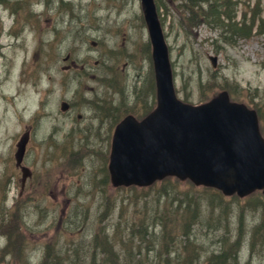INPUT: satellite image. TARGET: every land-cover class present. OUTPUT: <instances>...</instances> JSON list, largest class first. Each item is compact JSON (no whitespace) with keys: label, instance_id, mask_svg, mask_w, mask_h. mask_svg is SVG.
Here are the masks:
<instances>
[{"label":"rangeland","instance_id":"rangeland-1","mask_svg":"<svg viewBox=\"0 0 264 264\" xmlns=\"http://www.w3.org/2000/svg\"><path fill=\"white\" fill-rule=\"evenodd\" d=\"M223 1L218 5L228 1L231 19L225 15L226 7L218 6L221 16L208 24L188 23L189 13L180 7L185 3L181 0H155L175 92L178 99L195 105L226 91L230 102L259 114L264 139V0ZM65 19L73 25H64ZM252 20L249 37L231 33L234 26L238 32L247 29L244 21ZM143 21L141 0L0 2V264H26L25 258L39 264L47 248L70 255L73 264L93 263L96 253L87 245L96 231L104 230L112 236L120 259L114 264H162L166 252L159 246L160 229L153 215L171 210L172 196H162V186L168 183L184 203L199 200L205 221L193 226L198 244L181 236L182 226L169 230L181 245L172 255L177 264H209L219 254L220 240L225 238L236 251L237 239L243 236L244 246L232 264H264L262 191L231 197L178 179L147 188H115L107 175V157L102 155L109 152L107 146L90 158L89 151L99 148L106 136L97 126L102 115L91 119L93 111L104 112L106 104L117 102L114 112L119 122L128 113L142 116L155 108L151 79L155 73L146 58L152 60V46ZM108 49L123 54L106 55ZM210 56H217L216 66ZM105 65L121 71L119 79L108 77L112 80L106 91L112 98L100 104L94 96L97 91L103 93L99 87L106 77ZM134 65L143 66L142 79L151 85L145 98L134 96ZM64 101L71 106L69 112L61 109ZM25 133L30 142L22 164L34 172L33 182L41 184L40 191L32 180L21 187L22 171L16 166L15 153ZM100 169L104 179L95 173L90 182L92 172ZM56 185L60 189L65 185L67 193L50 192ZM86 189L91 196H83ZM100 191L103 197H98ZM76 211L85 214L76 218ZM182 224L186 225L184 220ZM75 249L80 250L79 257L73 254ZM192 251L198 260L189 263Z\"/></svg>","mask_w":264,"mask_h":264},{"label":"water","instance_id":"water-1","mask_svg":"<svg viewBox=\"0 0 264 264\" xmlns=\"http://www.w3.org/2000/svg\"><path fill=\"white\" fill-rule=\"evenodd\" d=\"M141 2L153 47L158 104L142 121L128 116L118 125L109 163L113 184L148 186L175 175L226 195L264 190V139L256 112L230 102L226 91L199 106L180 101L155 0ZM211 60L216 66L217 58ZM67 107L62 103V110ZM28 139V134L21 138L18 162Z\"/></svg>","mask_w":264,"mask_h":264},{"label":"bare ground","instance_id":"bare-ground-1","mask_svg":"<svg viewBox=\"0 0 264 264\" xmlns=\"http://www.w3.org/2000/svg\"><path fill=\"white\" fill-rule=\"evenodd\" d=\"M10 1L11 0H1L0 2L1 3H7V2H10ZM187 3H188V1H186V4ZM199 5H200L199 3H197L195 5V8H196V9H194V18L195 19L198 17ZM180 7L183 8L182 5H180ZM69 14L73 15V11L69 12ZM210 19L211 18H209V17H207V18L204 17L203 20H202L200 18V16H199L198 23L206 21L208 24H211L210 23ZM144 21H143V24H146V26H147L148 34H149V40L151 42L150 32H149V28H148L147 22L145 20V16H144ZM62 23L64 25H67V26L73 25V22L71 20H69V19L63 20ZM60 32L66 33V30H60ZM73 32H75V31H73ZM73 32L71 33V35L74 37V39H76L77 35L75 33H73ZM54 35H55V38H57L59 33L55 32ZM83 42L84 41L80 42L79 44L81 45ZM28 43L29 42H27V44ZM76 44H78V43L76 42ZM114 52H118L120 55L123 54V52H119V51H116V50L113 51L112 49H108V52H107L106 55L114 54ZM146 58H148V60H149L148 68L153 70L155 68L154 63L152 62V60L150 59L149 56H147ZM131 69H132V71L134 73L133 82L135 83V87L133 89V92H134V94L136 93L134 96H135V98H145V94L150 91L151 85L146 80L142 79L143 66L134 65ZM110 71H111V66H109V65L106 66L103 69V73L102 74L105 75L106 77H104V79H102V81H101V84H100L101 88L99 87V90H101L103 88V90H102V92H103L102 94L103 95L100 94L99 91H97L96 95L94 96L95 97L94 100H95L96 103H100L101 104L102 102H106V100L104 98H112L111 96H108V94H110L109 93V91H110L109 88L110 87L107 86V84L112 80V79H109L108 77L110 75H112V76H115V77H117L119 79L120 78L119 74H120L121 70L118 67H114V68H112V71L111 72ZM108 72H109V74H108ZM137 83H141L139 87H136ZM133 85L134 84H132L131 87H133ZM106 89L109 90V91L107 92ZM105 108L106 109L104 110L103 113H108V112H111V111H114V110L117 111V109H118L117 102L116 103H112V105H110V106H108V104H106ZM97 116H100V113L98 111H93V114L90 116V118L91 119L92 118L95 119V117H97ZM20 141H21V139L16 143V150H18V148H19ZM29 142H30V138L28 139V141H27V143L25 145V149H24L25 153H26L27 145L29 144ZM16 159L17 158L15 156V163H16L17 167L21 168L22 178L23 177H30V176H32L34 174V172L31 169H29L28 167H26V166H24L22 164V161L18 162ZM90 187H91V185H90ZM85 195L91 196V192H90L89 189L84 190L83 196H85ZM97 195H98V197H103L102 195H104V193L102 191H100ZM84 214H85L84 212L76 211L74 213V216L77 218V217H82ZM108 215L109 214H107V216ZM153 217H155L154 223H156V227H158L160 229L159 234L157 235V239H159V237H160L159 246L164 247V251L166 252L165 254H163L164 257H163V263L162 264H177L175 262V260H174L172 255L175 254L177 252V250L181 247L179 241L176 238L172 239V237L170 236V233L168 231V228L165 226V224H164V222H163V220L161 219L160 216L153 215ZM85 219H83V220H85ZM204 222L205 221L202 220L201 213L200 212H195L193 214V222H192V224H188V225H183L182 226V228H186L188 230H185L184 232H182L181 236L186 238V239L191 240L192 242L196 241V243L198 244L197 239L194 238V235H193V229H194L193 226L195 224H204ZM219 243L221 244L220 250H219V254L218 255L216 254V260L214 262H216V264H232L233 260H236V261L238 260V258H237L238 257V253L241 252V249L244 246L245 236H243L242 238L240 237V238L237 239L236 251H233V250H231L229 248L231 246V243H228L225 238H224V240H220ZM222 244H226L227 247L226 246L222 247ZM87 246L94 253H96V257L97 258H95V261L93 263H90V262L86 263V261H80L78 264H114L113 262L115 260L116 261L120 260L119 257H118V254H117L116 247H115V245H114V243L112 241V236L110 234H108V232H106L105 230L104 231H96L92 235V239H91L90 243ZM224 248L227 249V252L225 250H222ZM14 251H15V249H14ZM79 252H80V250L75 249L73 251V254H75L76 256L79 257V255H78ZM146 255L149 256L148 253ZM159 257H161V255L160 254H156V258H159ZM197 260H198V256H197L196 252L192 251L190 253V257H189V263H193V262H195ZM25 262H26V264H32L33 263V259L32 258L31 259L25 258ZM39 264H73V263H72V261L70 259V255L68 257V254H61V253L56 251V248L55 249L47 248L46 251L44 252L43 258L40 259Z\"/></svg>","mask_w":264,"mask_h":264},{"label":"trees","instance_id":"trees-1","mask_svg":"<svg viewBox=\"0 0 264 264\" xmlns=\"http://www.w3.org/2000/svg\"><path fill=\"white\" fill-rule=\"evenodd\" d=\"M183 2H185L182 7L183 9H185L186 12L189 13V17H188V23L192 22V21H198V18L200 16V18L202 19L203 17H210L214 20H216L218 17L221 16V14L218 12L217 7L218 6H224L226 7V11H225V15L226 17L229 16V14L232 12L231 9H229V4L228 1L225 2V0L223 2H225V5H218L221 2H219L220 0H181ZM186 1H188V3L186 4ZM222 2V3H223ZM199 3V10H198V17L195 19L194 18V9L195 5ZM255 17V15H254ZM228 19H231V17H228ZM261 23L264 26V21L262 20ZM244 25H247V29L245 28H241L242 32H238L237 28L234 26V29L231 30V33L233 35H237V36H243V37H249L252 33L253 27H254V20H252V23H247L244 21ZM230 28V27H229ZM244 31V32H243ZM167 180L170 179H165V181L167 182ZM164 181V183H165ZM175 186L171 185L170 183L168 184H164L162 186V196H172V201L174 203H177V205H174V203H170V205H172L171 210L169 212L166 213H161L159 212L157 215L161 214V219L163 220L165 226L168 228V231L173 227V226H183L182 222L184 220V222L186 223V225L191 224L193 221V214L195 212H200V202L198 199H194L193 201H191L190 203H184V200H181L178 196L179 192H171V190L174 188ZM187 199V198H186ZM167 201H169L167 199ZM165 207V205H164ZM173 215V217H171ZM181 218L182 220L179 221L176 218ZM180 230V229H179ZM179 230H176V233H180ZM185 230H187L185 228ZM184 230V231H185ZM216 258V256H214ZM209 264H214V261H210Z\"/></svg>","mask_w":264,"mask_h":264},{"label":"flooded vegetation","instance_id":"flooded-vegetation-1","mask_svg":"<svg viewBox=\"0 0 264 264\" xmlns=\"http://www.w3.org/2000/svg\"><path fill=\"white\" fill-rule=\"evenodd\" d=\"M70 109H71V106H70ZM69 112V111H68ZM112 113H114L112 116H110V117H105L103 114H105V113H103L102 111L100 112V115H102L101 117H99V120H98V122H97V126H98V129H99V131L100 132H105V135L106 136H104V138H102V139H100L101 141H100V145H99V148H96V150L95 151H89L90 153V158H94V155H97V154H99V153H102L101 151H100V148L102 147V146H107V148L108 149H110V140H111V134H112V132H113V130L116 128V126H117V117H116V114H115V112L114 111H111ZM80 117V115L78 116V118ZM101 118V119H100ZM88 145V144H87ZM90 150H91V148H90ZM108 151H106L104 154H102V155H105L106 157H107V159H108ZM106 171L108 172V168H106ZM91 173V172H90ZM93 174L91 175V181L90 182H92V178H93V175L95 174V173H99L100 174V179H104V176L101 174L102 173V170L100 169V171H93L92 172ZM108 175V174H107ZM33 179H34V174L32 175V176H30L25 182H24V184L22 183V185H21V187H22V190L25 188V186H26V183H27V181H29V180H32V184L33 185H35V189L37 190V191H40V189H41V184L40 183H35L34 184V182H33ZM61 182V181H60ZM58 183V182H57ZM63 187V189H60V188H58V186L56 185V186H54L53 188H52V190L50 191V192H54V193H57V194H64V193H67V188H66V186L65 185H63L62 186ZM42 193H44L43 191H41Z\"/></svg>","mask_w":264,"mask_h":264}]
</instances>
